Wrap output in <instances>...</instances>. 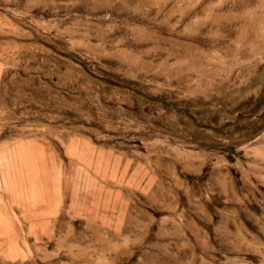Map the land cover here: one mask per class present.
<instances>
[{"label":"rangeland","instance_id":"rangeland-1","mask_svg":"<svg viewBox=\"0 0 264 264\" xmlns=\"http://www.w3.org/2000/svg\"><path fill=\"white\" fill-rule=\"evenodd\" d=\"M0 264H264V0H0Z\"/></svg>","mask_w":264,"mask_h":264}]
</instances>
